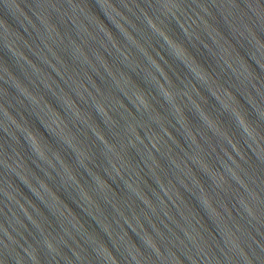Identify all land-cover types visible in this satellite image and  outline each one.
I'll return each instance as SVG.
<instances>
[{"label":"water","instance_id":"obj_1","mask_svg":"<svg viewBox=\"0 0 264 264\" xmlns=\"http://www.w3.org/2000/svg\"><path fill=\"white\" fill-rule=\"evenodd\" d=\"M0 264H264V0H0Z\"/></svg>","mask_w":264,"mask_h":264}]
</instances>
